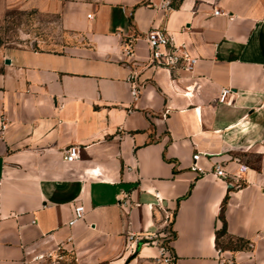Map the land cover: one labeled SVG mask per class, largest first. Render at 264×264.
Here are the masks:
<instances>
[{
	"label": "crops",
	"instance_id": "0c3cea01",
	"mask_svg": "<svg viewBox=\"0 0 264 264\" xmlns=\"http://www.w3.org/2000/svg\"><path fill=\"white\" fill-rule=\"evenodd\" d=\"M161 3L74 2L64 14L72 47L6 52L0 264L60 250L78 264H159L158 244L129 233L170 235L173 264H264V0ZM151 28L185 45L194 70L148 65ZM70 145L79 147L72 163ZM195 155L206 170L221 162L239 172L242 185L197 176Z\"/></svg>",
	"mask_w": 264,
	"mask_h": 264
},
{
	"label": "rangeland",
	"instance_id": "374dc122",
	"mask_svg": "<svg viewBox=\"0 0 264 264\" xmlns=\"http://www.w3.org/2000/svg\"><path fill=\"white\" fill-rule=\"evenodd\" d=\"M90 0H0V69L9 48L31 46L51 50H66L77 43L65 26L67 6ZM238 243L225 239L224 247ZM44 255L43 258H40ZM26 264H78L68 251L49 252L34 256Z\"/></svg>",
	"mask_w": 264,
	"mask_h": 264
},
{
	"label": "built area",
	"instance_id": "2783aa9c",
	"mask_svg": "<svg viewBox=\"0 0 264 264\" xmlns=\"http://www.w3.org/2000/svg\"><path fill=\"white\" fill-rule=\"evenodd\" d=\"M161 8L169 11L173 8V0H162ZM215 15L223 14L220 10H214ZM89 18L92 17L91 14L88 15ZM146 42L149 48V59L148 65L156 67H164L170 71H176L178 69H185L188 71H193L194 67L198 61L195 56H192L185 45H176L173 41V38L168 34V32L161 28H151L145 36ZM127 55L132 56L133 51L130 47L127 48ZM128 81L131 84V96L133 102L139 100L141 94L142 86L138 80V74L132 73L128 77ZM231 93L230 88H223L221 91L220 101L224 102L227 96ZM132 110L129 109V113ZM6 127L3 119V128ZM199 155H195V162L192 165V170L196 172L197 176H205L207 174H214L215 176L222 178L227 181L230 187H239L242 185L243 177L239 172L231 173L227 170L226 166L221 162H214L210 170H206L202 166L198 165ZM79 158V147L77 145H70L64 150V159L72 163ZM132 167H129L128 170H132ZM2 188L3 180L0 179V227L3 220L2 215ZM155 197L159 201H162L159 193L155 194ZM85 214L84 206L77 205L75 208V214L69 222V225H74L78 220H80ZM171 216L167 215L166 219L170 220ZM129 240H133L135 243L139 241L156 243L159 246L160 256L157 258L159 264H173L174 255L169 247V241L171 236L167 238V241L159 242L157 239L158 234H152L148 236L139 237L134 233H129ZM44 255H41L40 258H43ZM225 263L231 264L225 260Z\"/></svg>",
	"mask_w": 264,
	"mask_h": 264
},
{
	"label": "water",
	"instance_id": "95a60500",
	"mask_svg": "<svg viewBox=\"0 0 264 264\" xmlns=\"http://www.w3.org/2000/svg\"><path fill=\"white\" fill-rule=\"evenodd\" d=\"M5 63H6V64H10V63H11V60H10V59H6V60H5Z\"/></svg>",
	"mask_w": 264,
	"mask_h": 264
}]
</instances>
